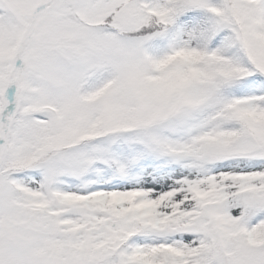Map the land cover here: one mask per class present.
Wrapping results in <instances>:
<instances>
[{"label": "snow or ice", "instance_id": "obj_1", "mask_svg": "<svg viewBox=\"0 0 264 264\" xmlns=\"http://www.w3.org/2000/svg\"><path fill=\"white\" fill-rule=\"evenodd\" d=\"M0 264H264V0H0Z\"/></svg>", "mask_w": 264, "mask_h": 264}]
</instances>
